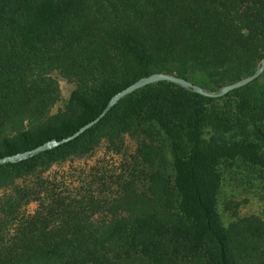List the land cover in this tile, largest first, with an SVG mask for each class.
<instances>
[{"label":"trees","instance_id":"1","mask_svg":"<svg viewBox=\"0 0 264 264\" xmlns=\"http://www.w3.org/2000/svg\"><path fill=\"white\" fill-rule=\"evenodd\" d=\"M263 58L264 0H0V158L73 134L151 73L196 84L204 73L219 86ZM53 70L77 88L52 115ZM234 92L224 115L218 98L157 81L73 140L1 164L0 264H264V219L224 226L216 207L223 162L264 166V80ZM155 123L171 140L173 180L155 170L108 182L92 167L82 192L45 174L103 143L120 153L129 131L154 138ZM205 129L228 136L206 139ZM138 151L147 164L160 155L145 140Z\"/></svg>","mask_w":264,"mask_h":264},{"label":"rangeland","instance_id":"2","mask_svg":"<svg viewBox=\"0 0 264 264\" xmlns=\"http://www.w3.org/2000/svg\"><path fill=\"white\" fill-rule=\"evenodd\" d=\"M261 61L262 59L255 65L254 70L259 67ZM263 74L264 72L255 80L263 82ZM49 75L56 79L59 86L58 100L50 111V114L53 115L66 109L72 92L77 88V83L63 76L57 70L50 71ZM248 75L247 71L233 80L227 78L225 79L227 81L222 80L223 84L219 86L209 80L204 73L195 75L194 80L205 90L217 91L221 87L237 82ZM234 90L219 97L214 102V107L212 103H207L206 106H212L214 111H219L221 114L233 115L239 99ZM153 127L155 129L154 138L145 135L142 131H129L125 133L123 136L124 145L120 153L107 150L106 145L103 143L90 154H77L69 157L67 160L53 164L46 170L45 174L61 181L62 188L65 187V181H71L73 183V187L71 188H77L82 192V180L91 173L92 167L93 169L98 168V170L103 169L102 171L107 176L108 182L113 181L114 176L120 172L125 176H128L130 173L135 174L134 178L138 181L144 180L145 178L148 180V174L155 170L162 171L173 180L175 170L171 140L156 123L153 124ZM236 134V138L242 135L240 132ZM211 136L221 138L228 136V134L215 133L211 129H205L204 138L209 139ZM143 140L148 141V143L160 150V155L153 160L152 164L143 162L139 155L138 149ZM219 171L221 174V185L217 196L216 207L222 224L228 226L230 223L250 215L264 219V166L247 164L242 160H231L223 162L219 167ZM109 185L112 190H115V182ZM35 208L36 204L30 203L25 207V210L27 212H33Z\"/></svg>","mask_w":264,"mask_h":264},{"label":"water","instance_id":"3","mask_svg":"<svg viewBox=\"0 0 264 264\" xmlns=\"http://www.w3.org/2000/svg\"><path fill=\"white\" fill-rule=\"evenodd\" d=\"M264 72V58L262 59L259 67L250 75L240 79L237 82H233L230 84H227L223 87H221L217 91H209L203 89L200 85L177 75L173 74H167V73H162V72H154L151 73L147 76L141 77L128 85L127 87L123 88L122 90L118 91L115 93L107 102L106 106L103 108V110L99 113L97 117L92 119L91 121L87 122L83 126H81L77 131H75L73 134L66 136L60 140L57 139H52L49 141H46L32 149L25 150L22 152H18L15 154L11 155H6L0 158V165L4 163H9V162H19L22 160H25L29 157H32L40 152H44L48 149H51L53 147H56L62 143L68 142L70 140H73L74 138L78 137L80 134L85 132L87 129L91 128L95 124H97L110 110L117 102L124 97L127 94H130L134 92L135 90H138L140 88H143L144 86H147L149 84L155 83L157 81H169L173 82L176 84H179L181 86H185L188 88H191L194 92H197L201 95L207 96V97H212V98H219L224 96L225 94L229 93L230 91L239 88L241 86H244L252 81H254L256 78L262 75Z\"/></svg>","mask_w":264,"mask_h":264}]
</instances>
